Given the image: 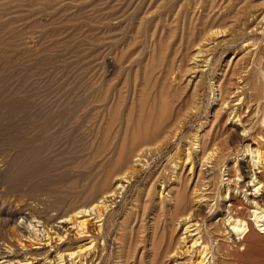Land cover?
I'll return each mask as SVG.
<instances>
[{
    "label": "rangeland",
    "instance_id": "rangeland-1",
    "mask_svg": "<svg viewBox=\"0 0 264 264\" xmlns=\"http://www.w3.org/2000/svg\"><path fill=\"white\" fill-rule=\"evenodd\" d=\"M259 15L264 0H0V130L24 134L7 142L44 149L35 173L25 174L24 189L0 186V225L19 209L29 213L30 205L64 214L124 173L143 145L156 152L161 145L104 211L101 264H164L183 233L185 204L193 206L197 191L211 197L213 212L199 207L191 220L213 250L212 229H224L226 215L218 211L228 207L227 194L218 180L213 191L204 180L199 188L197 179L189 183L191 161L185 178L177 176L199 135L224 152V182L237 161L248 160L231 111L227 104L218 111L215 100L218 85L234 79L243 47L264 41L246 32ZM212 28L222 35L207 48L211 66L201 64L196 70L203 72L194 74L192 57ZM180 125V138L165 142ZM29 221L45 230L44 220ZM22 222L26 226L16 218L17 226ZM259 247L249 264L264 262V245Z\"/></svg>",
    "mask_w": 264,
    "mask_h": 264
},
{
    "label": "bare ground",
    "instance_id": "bare-ground-1",
    "mask_svg": "<svg viewBox=\"0 0 264 264\" xmlns=\"http://www.w3.org/2000/svg\"><path fill=\"white\" fill-rule=\"evenodd\" d=\"M260 15L254 18L246 29L250 39L251 37L264 38V16L262 15L263 18L259 19ZM214 30L213 28L207 30L205 35L203 34V40L197 46L199 50L195 57H192V61L195 63L194 74H197L196 71L202 67L201 64L205 68H209L211 56H209L208 51L210 50L207 48H211L213 41L220 37L219 34L222 35L221 31ZM232 38L234 39V37ZM255 41L252 39L248 45L243 47L239 58L241 64L236 62L237 66L239 65L238 70L235 68L236 73H234L237 78L235 79V75L232 74L231 78L234 79L228 83H220L215 100L216 106L219 108L218 111L222 113L223 110H226L224 108L226 104V108L231 111L229 115L231 125L238 130L237 134L241 137L242 144H246L244 153L248 160L246 162L237 161L235 166L229 169L228 177L230 179L226 180L227 183L224 182L225 180L219 178L221 164L226 161V159L223 160L224 152H219L212 142L214 146H211L207 137L199 135L192 139L193 152L192 154L188 152L186 164L181 166L182 171L177 176L179 181L185 178L183 174L186 172L188 162L191 161L190 176H188L190 181L186 178L189 183L191 181L193 183L194 179H197V184L200 181L199 188L201 180H204L206 182L204 184L213 191L218 180L220 190L227 194L229 204L225 210L218 211L226 215L225 219H222L224 225H221L224 229L217 228L219 226L216 227L217 230L212 229L214 244L210 243L213 245V250H211L209 245L203 242L204 238L198 221L191 220L195 217L193 213L196 214L200 211L199 207L205 208L204 211L208 210L206 214H212V207L209 203L211 197L203 194V191L195 192L194 200L191 202L193 206L183 203L188 210V213H185L187 215L181 217L182 221L178 219L182 224L183 233L174 248L172 247L170 257H165L164 264H249L248 257L252 254L251 251L254 248L259 250L257 247L264 245V44H262L264 41ZM215 42L217 41L215 40ZM236 64L234 65L236 66ZM198 72L202 73L203 71ZM197 91L198 88L194 90L195 96L198 95ZM183 129L184 125H180L173 133L168 132L170 134L164 139L165 142L169 137H171L170 144L178 140ZM22 135L24 136L23 133L13 130H0V153L3 155V159L0 160V186L5 190L24 189L25 174L31 173L35 168L37 170L39 159L44 152L43 147L35 148L28 145L24 147V144L7 142ZM157 145L155 142V146ZM166 145L168 144L166 143ZM143 146V150L140 149L139 153L134 154L135 157L127 163V166L124 165L126 167L124 173L121 172L122 174L118 178H114L115 180H107L101 190H97L98 192L93 190L95 193L91 195L88 202L82 200L83 202L80 201V204L76 201V204L67 207L64 214L61 213L62 215L58 216L51 214L50 211L38 212L30 205L29 213H25L24 208L19 209L16 215H8L3 219L1 217L0 264H33L39 259L47 264H101L104 245L99 244V238L101 239L104 235V211L108 212L121 195H124L126 184L133 182L131 180L138 172L136 168H143L146 163V155L155 151L148 145L146 149ZM160 147L162 146L160 145ZM160 147L157 152L155 151L156 154L160 152ZM0 194L4 195V190ZM22 203L24 204L23 201ZM35 207L37 208V206ZM18 217L26 222V226L23 225V222L22 227L17 226L16 218ZM37 218L44 220L43 223L41 222V225L45 226L44 231L38 229L40 226L33 225V223L40 224L39 221H29ZM93 222L97 227L98 234L92 230ZM208 233L211 234V232ZM24 240L29 241L36 248L29 251ZM261 259L263 258L261 257Z\"/></svg>",
    "mask_w": 264,
    "mask_h": 264
}]
</instances>
